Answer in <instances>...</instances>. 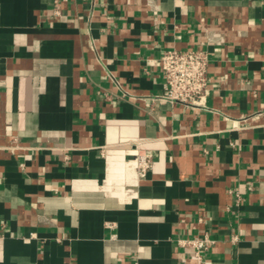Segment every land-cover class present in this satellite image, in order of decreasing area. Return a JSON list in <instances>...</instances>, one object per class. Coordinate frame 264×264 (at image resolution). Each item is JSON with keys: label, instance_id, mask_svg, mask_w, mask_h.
<instances>
[{"label": "crops", "instance_id": "0c3cea01", "mask_svg": "<svg viewBox=\"0 0 264 264\" xmlns=\"http://www.w3.org/2000/svg\"><path fill=\"white\" fill-rule=\"evenodd\" d=\"M169 49L208 51L203 105L159 98ZM205 234L264 264V0H0V264H181Z\"/></svg>", "mask_w": 264, "mask_h": 264}, {"label": "built area", "instance_id": "2783aa9c", "mask_svg": "<svg viewBox=\"0 0 264 264\" xmlns=\"http://www.w3.org/2000/svg\"><path fill=\"white\" fill-rule=\"evenodd\" d=\"M163 72L164 90L159 98L170 103L186 106L203 105L209 91V53L204 49H169L164 50L154 62ZM152 167V154L147 151L138 153V173L141 178L147 176ZM191 249L189 259L181 264H212L206 253L215 240L208 235L192 239L179 240Z\"/></svg>", "mask_w": 264, "mask_h": 264}]
</instances>
